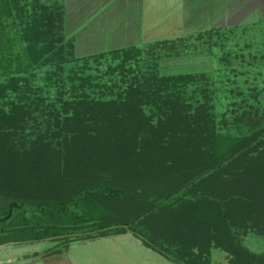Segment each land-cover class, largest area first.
Returning a JSON list of instances; mask_svg holds the SVG:
<instances>
[{
	"label": "trees",
	"instance_id": "1",
	"mask_svg": "<svg viewBox=\"0 0 264 264\" xmlns=\"http://www.w3.org/2000/svg\"><path fill=\"white\" fill-rule=\"evenodd\" d=\"M65 20L58 1L0 0V246L131 232L176 264H210L212 242L264 264L235 230L264 234V116L239 105L219 132L203 73L140 65L139 46L78 56ZM138 156L170 182L135 181Z\"/></svg>",
	"mask_w": 264,
	"mask_h": 264
},
{
	"label": "rangeland",
	"instance_id": "2",
	"mask_svg": "<svg viewBox=\"0 0 264 264\" xmlns=\"http://www.w3.org/2000/svg\"><path fill=\"white\" fill-rule=\"evenodd\" d=\"M152 2L154 6H151L152 9H149L150 7L147 9V18L144 20L140 38L142 42L138 44L142 49L141 56L138 57L140 65L158 62L161 73L167 75L187 72L203 73L206 76L203 81V83L206 82L204 86L208 84L214 89L212 98L215 104L212 103L216 107L217 123L214 128L216 127L215 130L219 132L226 130L236 132L230 115L240 106H249L251 114L258 112L264 116V0H157L156 3L153 0ZM121 4L116 2L113 8H119ZM121 15L124 13H115L113 18L98 19L97 23L90 27L86 35L90 48H94V52L90 54L111 51V47L115 45L116 47L124 46L122 43L127 41L124 39L128 36L124 35L126 33L124 23L118 20ZM214 29L223 30L227 38L217 37L215 33H212ZM45 71L46 68L38 71L39 82ZM223 116L228 117L224 118L228 120V126H222ZM262 127L264 122L260 128ZM181 151L182 149L174 146L166 153L161 158L165 166L168 167L170 159L174 158L172 153ZM158 159H150V156L130 159L128 165L136 169L133 173V176L137 177L135 181L140 179V183L155 186L157 180L163 177L165 184L169 183L173 175L172 171L157 174L151 171L152 164ZM150 174L153 179L146 181L145 178ZM218 180L215 178L213 182ZM140 188L146 190L149 187L143 185ZM2 216L3 211L0 207V230L6 223L4 218L7 217ZM250 224L247 223L242 228L235 226L239 240L251 252L264 255V234L250 230ZM184 241L190 240L187 237ZM54 243L55 241L50 239L23 245V247L26 246L25 249L30 250H45ZM142 244L145 245L143 242ZM93 245L96 247V252L100 250L103 254L104 252H122L128 255L134 252L127 242L113 244L112 241H99ZM147 249L143 246L135 248L141 260L143 257L144 260L149 261L147 254H151L150 256L153 257V259L150 258L151 264L163 262L176 264L171 263V260H165L162 254L157 252L158 255H155L154 251L148 252ZM195 252H199L198 249H195ZM231 258L230 254L212 242L209 254L210 264H229Z\"/></svg>",
	"mask_w": 264,
	"mask_h": 264
},
{
	"label": "crops",
	"instance_id": "3",
	"mask_svg": "<svg viewBox=\"0 0 264 264\" xmlns=\"http://www.w3.org/2000/svg\"><path fill=\"white\" fill-rule=\"evenodd\" d=\"M55 1L64 5L66 34L74 38L78 56H87V54L93 55L90 53L94 52V48H90V44L86 37L87 32L90 31V27L97 23L98 19L113 18V14L115 13H124L118 20H120L122 24L124 23V30L126 32L124 35L128 37L124 39L127 41L122 43L124 45L123 47H116L115 45L113 46L114 48L111 47L112 49L110 50L138 46V44L142 42L140 38L142 37L144 20L147 18V9L149 7V9H152L151 6H154L153 0H54V2ZM156 1L157 0H154V3H156ZM116 2L122 3L119 8H113V4H116ZM133 39L135 40L133 41ZM86 50L88 51L85 52ZM99 241H112L113 244H116V242H127L130 244V248L134 249V252L128 255L122 252H104L105 254L100 250L96 252V247L93 243H99ZM142 242L141 238L135 236L131 232H126L117 235L98 237L92 240L72 241L66 245H59V242L55 241L53 246L45 250H30L29 248L25 249L26 246L23 247V245L33 243H10L0 246V264H151L152 261L150 258L153 259V257L150 256L151 254H147L149 261L144 260L143 257L141 260L140 254H136V247L143 246L144 249L149 248L143 245ZM52 248L53 251H50ZM146 251L151 252L154 250L150 248ZM154 253L158 255L157 252L154 251ZM162 257L170 261L166 257ZM170 262L172 263V261ZM161 264H164V262Z\"/></svg>",
	"mask_w": 264,
	"mask_h": 264
},
{
	"label": "water",
	"instance_id": "4",
	"mask_svg": "<svg viewBox=\"0 0 264 264\" xmlns=\"http://www.w3.org/2000/svg\"><path fill=\"white\" fill-rule=\"evenodd\" d=\"M11 215H12V210H10L9 215L6 218H4V221L8 220L11 217ZM0 221H1V219H0Z\"/></svg>",
	"mask_w": 264,
	"mask_h": 264
}]
</instances>
